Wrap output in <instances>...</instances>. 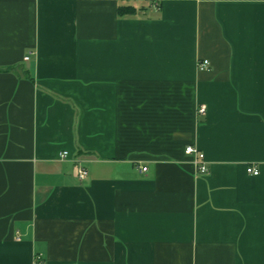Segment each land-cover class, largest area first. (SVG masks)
I'll list each match as a JSON object with an SVG mask.
<instances>
[{
	"label": "crops",
	"instance_id": "0c3cea01",
	"mask_svg": "<svg viewBox=\"0 0 264 264\" xmlns=\"http://www.w3.org/2000/svg\"><path fill=\"white\" fill-rule=\"evenodd\" d=\"M0 264H264V0H0Z\"/></svg>",
	"mask_w": 264,
	"mask_h": 264
},
{
	"label": "built area",
	"instance_id": "2783aa9c",
	"mask_svg": "<svg viewBox=\"0 0 264 264\" xmlns=\"http://www.w3.org/2000/svg\"><path fill=\"white\" fill-rule=\"evenodd\" d=\"M25 60H28V57H26ZM208 67H209V63L206 60L198 63V69L200 70H206L208 69ZM205 114H206V107L202 105L198 109V115L204 116ZM184 153L187 156L192 157L193 165L198 174L205 175L208 172L204 155L196 147L187 146L185 148ZM65 156H66V153H63L61 157L64 158ZM141 171L145 172L146 168H142ZM246 172L253 176H257L259 174L258 170H256L254 167H248L246 169ZM76 176L79 181H84L88 176V172L83 168H79L77 170Z\"/></svg>",
	"mask_w": 264,
	"mask_h": 264
},
{
	"label": "trees",
	"instance_id": "16d2710c",
	"mask_svg": "<svg viewBox=\"0 0 264 264\" xmlns=\"http://www.w3.org/2000/svg\"><path fill=\"white\" fill-rule=\"evenodd\" d=\"M135 9L131 7H118V16L124 17V16H130L135 14Z\"/></svg>",
	"mask_w": 264,
	"mask_h": 264
}]
</instances>
